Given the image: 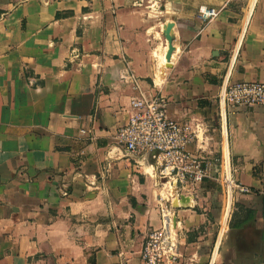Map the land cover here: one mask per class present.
<instances>
[{
  "label": "crops",
  "instance_id": "obj_1",
  "mask_svg": "<svg viewBox=\"0 0 264 264\" xmlns=\"http://www.w3.org/2000/svg\"><path fill=\"white\" fill-rule=\"evenodd\" d=\"M243 80L264 81V0H0V264H142L162 205L163 264H264V106L217 99ZM151 92L194 132L187 150L248 192L227 202L211 171L180 203L149 153L116 144Z\"/></svg>",
  "mask_w": 264,
  "mask_h": 264
},
{
  "label": "built area",
  "instance_id": "obj_2",
  "mask_svg": "<svg viewBox=\"0 0 264 264\" xmlns=\"http://www.w3.org/2000/svg\"><path fill=\"white\" fill-rule=\"evenodd\" d=\"M219 13L213 6L198 9L197 16L208 21ZM72 55L80 57L78 51ZM220 104L238 106H264V81L223 82L217 95ZM131 112L127 121L118 126L114 141L130 153H149L157 164L159 184L176 195L188 193L196 197V185L211 175L218 181L229 202L233 191L248 192L249 188L214 167V162L203 155L187 150L186 144L194 136L186 124L171 118L166 110V98L160 93L140 94L130 100ZM85 133V129L80 130ZM64 193H66L64 191ZM169 196L171 194L169 192ZM166 199L163 200V202ZM165 204V203H163ZM264 214V208L262 209ZM160 226L150 229L140 250L142 264H163L176 256V245L171 230L169 209L160 206Z\"/></svg>",
  "mask_w": 264,
  "mask_h": 264
},
{
  "label": "water",
  "instance_id": "obj_3",
  "mask_svg": "<svg viewBox=\"0 0 264 264\" xmlns=\"http://www.w3.org/2000/svg\"><path fill=\"white\" fill-rule=\"evenodd\" d=\"M172 27V22H167L165 25H164V29H163V34H164V37L166 38V41H167V50H166V54H165V57L167 60L170 59V55L173 51V44H172V35L170 33V29ZM183 196L184 195H180V203L182 202V199H183Z\"/></svg>",
  "mask_w": 264,
  "mask_h": 264
},
{
  "label": "bare ground",
  "instance_id": "obj_4",
  "mask_svg": "<svg viewBox=\"0 0 264 264\" xmlns=\"http://www.w3.org/2000/svg\"><path fill=\"white\" fill-rule=\"evenodd\" d=\"M163 29H164V26H163ZM167 50V49H166ZM166 50H165V54H166ZM163 56H159V59H161V63H163V65H167L169 63V60L166 59L165 55H164V58H165V62H164V58L162 59ZM222 215L223 217L225 218V215H226V211L225 213L222 212Z\"/></svg>",
  "mask_w": 264,
  "mask_h": 264
},
{
  "label": "rangeland",
  "instance_id": "obj_5",
  "mask_svg": "<svg viewBox=\"0 0 264 264\" xmlns=\"http://www.w3.org/2000/svg\"><path fill=\"white\" fill-rule=\"evenodd\" d=\"M167 45V44H166Z\"/></svg>",
  "mask_w": 264,
  "mask_h": 264
}]
</instances>
